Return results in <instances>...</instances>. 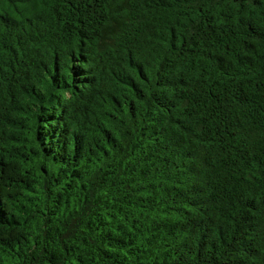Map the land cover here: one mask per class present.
<instances>
[{
    "label": "trees",
    "instance_id": "trees-1",
    "mask_svg": "<svg viewBox=\"0 0 264 264\" xmlns=\"http://www.w3.org/2000/svg\"><path fill=\"white\" fill-rule=\"evenodd\" d=\"M0 264H264V0H0Z\"/></svg>",
    "mask_w": 264,
    "mask_h": 264
}]
</instances>
